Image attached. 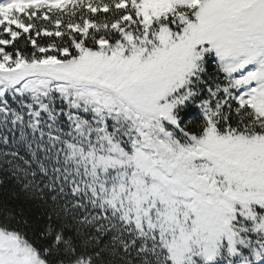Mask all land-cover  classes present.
<instances>
[{
  "label": "snow or ice",
  "instance_id": "snow-or-ice-1",
  "mask_svg": "<svg viewBox=\"0 0 264 264\" xmlns=\"http://www.w3.org/2000/svg\"><path fill=\"white\" fill-rule=\"evenodd\" d=\"M0 264H264V0H0Z\"/></svg>",
  "mask_w": 264,
  "mask_h": 264
}]
</instances>
